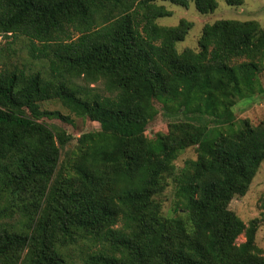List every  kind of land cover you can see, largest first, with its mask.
I'll return each mask as SVG.
<instances>
[{
  "label": "trees",
  "instance_id": "1",
  "mask_svg": "<svg viewBox=\"0 0 264 264\" xmlns=\"http://www.w3.org/2000/svg\"><path fill=\"white\" fill-rule=\"evenodd\" d=\"M191 3L205 16L218 8L0 0V37L26 42L45 66L3 63L0 47V264H264L259 220L246 225L229 208L264 163V120L233 110L263 92L264 29L220 20L204 27L198 51L179 53L193 24L157 21L172 16L164 4ZM54 101L100 130L75 139L46 125L67 121L41 109ZM161 112L168 133L149 139ZM189 149L195 159L179 168ZM171 181L166 214L158 198Z\"/></svg>",
  "mask_w": 264,
  "mask_h": 264
},
{
  "label": "rangeland",
  "instance_id": "2",
  "mask_svg": "<svg viewBox=\"0 0 264 264\" xmlns=\"http://www.w3.org/2000/svg\"><path fill=\"white\" fill-rule=\"evenodd\" d=\"M218 8L210 15H201L195 7L194 3L189 5V8H182L170 4H164L172 16L169 18L159 19L157 23L163 27H176L182 20H186L193 24L184 42L177 44L179 53L187 49L194 51L199 50V40L202 36L203 29L206 25H212L220 20H235L241 22L255 21L264 29V0H244L241 7H231L226 4L225 0H217ZM27 43L20 40L6 39L0 37V47L3 48L1 53V62L8 64H27L34 70L45 69L43 63L33 61L27 50ZM8 49L12 50L11 55ZM11 58L9 59V57ZM259 86L263 92L254 97L242 100L234 107V113L238 121L249 120L253 125H258L264 120V72L259 76ZM98 87H102L101 84ZM41 109L49 112H59L67 118V121L55 118H44L43 123L53 128H60L66 131L67 135L77 139L83 134L100 130V125L96 122H91L87 119L79 118L65 109L59 101L45 102L41 104ZM170 119L165 117L162 112L148 126L146 136L149 139H155L157 134L168 133ZM194 149H189L182 154L181 160L178 162V167L188 159H195ZM172 182V181H171ZM175 187L169 183L163 195L158 198L163 203V210L166 214H171L175 200ZM230 210L234 212L246 225L252 220H259L260 225L256 234V245L264 255V163L261 166L258 174L254 178L249 192L245 197L235 198L230 204ZM246 242V238L241 236L237 244L240 245ZM75 264H85L81 258H77Z\"/></svg>",
  "mask_w": 264,
  "mask_h": 264
}]
</instances>
